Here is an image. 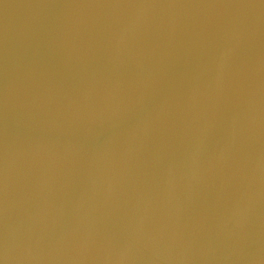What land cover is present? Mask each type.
<instances>
[{"label":"water","instance_id":"obj_1","mask_svg":"<svg viewBox=\"0 0 264 264\" xmlns=\"http://www.w3.org/2000/svg\"><path fill=\"white\" fill-rule=\"evenodd\" d=\"M0 264H264V0H0Z\"/></svg>","mask_w":264,"mask_h":264}]
</instances>
